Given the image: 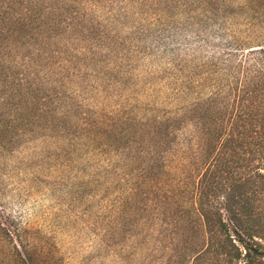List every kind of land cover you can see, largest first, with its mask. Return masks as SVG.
Instances as JSON below:
<instances>
[{"label": "rangeland", "instance_id": "rangeland-1", "mask_svg": "<svg viewBox=\"0 0 264 264\" xmlns=\"http://www.w3.org/2000/svg\"><path fill=\"white\" fill-rule=\"evenodd\" d=\"M64 1L55 33L4 52L34 89L0 152V215L52 264H192L213 143L249 158L264 118V0Z\"/></svg>", "mask_w": 264, "mask_h": 264}, {"label": "trees", "instance_id": "trees-1", "mask_svg": "<svg viewBox=\"0 0 264 264\" xmlns=\"http://www.w3.org/2000/svg\"><path fill=\"white\" fill-rule=\"evenodd\" d=\"M62 4L66 2L0 0V152L10 140L9 134L21 126L18 113L23 109V100L19 96L34 89L23 68L8 65L5 49L14 37L31 32L55 33L58 21H48L46 17L64 16ZM257 113L261 124H253L249 158L238 151L243 141L219 135L213 143L216 154L207 159V168L195 191L203 245L192 264H264V118L260 111ZM233 148L237 150L235 157L224 158L223 154ZM232 163L233 168L229 166ZM0 250V264H52L51 258L27 242L21 229L12 227L4 215H0Z\"/></svg>", "mask_w": 264, "mask_h": 264}]
</instances>
